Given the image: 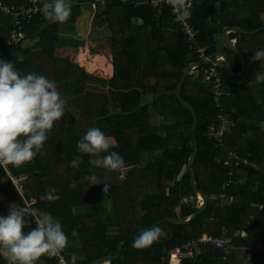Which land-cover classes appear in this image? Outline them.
Returning <instances> with one entry per match:
<instances>
[{
	"label": "trees",
	"instance_id": "16d2710c",
	"mask_svg": "<svg viewBox=\"0 0 264 264\" xmlns=\"http://www.w3.org/2000/svg\"><path fill=\"white\" fill-rule=\"evenodd\" d=\"M71 3L70 18L63 23L44 20L46 24L41 26L38 43L29 47L6 42L12 28L11 18L0 12V59L14 63L21 74L39 73L53 80L61 96L68 97L70 103L76 102L79 93L85 105L89 101L94 103L81 112L77 123L59 122L54 126L37 156L44 174L29 178L36 200L32 205L59 218L69 236L70 246L63 250L69 264H90L117 253L112 264H159L170 247L204 232L232 234L244 227L249 236L264 218V208L256 207L264 202V128L261 127L264 83L248 86L253 74L261 69L260 62L252 61L251 57L264 44V29L250 31L264 26V0H193L191 21L200 29L197 44L206 46L211 54L219 49L223 28L238 25L248 32L234 31L230 37L237 38L236 45L247 66L241 76H234L223 65L222 107L215 105V96L203 80L202 69L186 76L182 99L198 115L199 150L193 165L197 186L205 192L208 203L189 223L156 224L166 235L147 249L133 248L139 233L132 234L165 217L185 219L198 208L194 201H183L185 197H198L188 165L194 152V116L176 92L187 65L199 58L195 46L178 29L169 7H164L162 15L157 17L151 6L136 5L132 0H71ZM86 3L102 7L99 19L111 27L114 73L110 78L94 75L57 53L62 25L75 23ZM140 39L144 41L145 58L139 54ZM221 48L228 52L232 70L239 71L243 62L238 53L224 45ZM219 111L237 122L233 132L224 137L223 144L206 137V129L216 121ZM155 115L162 118L157 125L153 122ZM90 127L100 128L114 140L110 142L111 150L118 152L126 164L122 181L108 184L110 190L106 194L104 174L109 171L90 165L91 157L77 152L79 140ZM235 149L253 152L261 169L241 166L230 174L233 162L229 166L219 163L217 158L226 160ZM151 150L159 153L142 165V153ZM77 155L83 161L79 169L70 166ZM92 175L97 178V185L84 179ZM73 181L77 182L75 189L70 187ZM46 192H54L60 199L51 205L41 201L40 196ZM106 196L111 200V209L104 205ZM10 204L23 205L22 193L6 173L0 172V215L7 214ZM252 213L257 215V222L249 226ZM73 230L78 232L75 238ZM247 236L235 238L234 245L240 240L248 241ZM124 238L127 239L119 252V243ZM221 255L220 250L205 245L181 264H224ZM58 263L57 256H42L38 261V264ZM0 264H8L3 255Z\"/></svg>",
	"mask_w": 264,
	"mask_h": 264
},
{
	"label": "clouds",
	"instance_id": "9594fccd",
	"mask_svg": "<svg viewBox=\"0 0 264 264\" xmlns=\"http://www.w3.org/2000/svg\"><path fill=\"white\" fill-rule=\"evenodd\" d=\"M177 21L191 16L193 0H166ZM37 10L43 13L49 23L66 22L71 15V0H41ZM259 61L264 69V49L257 50L251 57ZM264 83V71H256L248 86ZM68 97H62L57 84L39 73L21 74L14 63L0 59V167L5 171L9 166L18 168L30 163L42 152L48 134L65 116ZM264 128V123L261 125ZM110 138L98 127H90L77 144V152L91 157L89 164L109 172H120L126 164L123 157L112 151ZM80 155L70 162L79 169ZM97 185L92 175L84 178ZM106 194L110 190L103 184ZM71 188L77 187L73 181ZM60 199L54 192L40 196L41 201L50 205ZM23 205H9L6 215H0V255L8 264H38L42 256L56 257L68 246L69 236L63 225L48 211L34 207L23 200ZM34 223V227L31 224ZM30 228V230H25ZM166 235L159 226L141 231L134 239L132 247L147 249ZM78 236L73 230L72 237Z\"/></svg>",
	"mask_w": 264,
	"mask_h": 264
},
{
	"label": "built area",
	"instance_id": "2783aa9c",
	"mask_svg": "<svg viewBox=\"0 0 264 264\" xmlns=\"http://www.w3.org/2000/svg\"><path fill=\"white\" fill-rule=\"evenodd\" d=\"M105 1V0H102ZM136 5L146 4L151 6L155 11L157 17H160L163 13L164 7H169L170 12L175 17L173 10L166 3V0H132ZM96 3L92 4L94 14L97 13ZM41 0H28V2L16 4L13 1L0 0V12L10 16L12 28L6 37L7 43H18L24 47H29L38 43L40 39L41 26H45L44 16L42 12L37 9L41 7ZM38 17L37 20H34ZM178 29L182 31L190 45L195 46V51L200 61L207 60V63L200 66H193L192 71L197 72L198 69H202L203 80L208 85L209 89L215 96V105L222 107L220 102V96L223 88V62L222 56L215 55L211 57L208 53L206 46H200L197 44V38L200 34V29L191 21V16L185 18L182 21H177L175 18ZM39 30H37V28ZM36 28V29H34ZM236 121L231 118L224 111H219L216 121L211 122L206 129V137L210 141H214L216 144H223L224 137L227 134L233 132ZM219 163L233 166L230 170V174L237 169V167H251L255 170H260L262 165L254 156L251 151H239L237 149L230 152V158L222 160L217 158ZM236 168V169H235ZM9 178L15 182L21 193H23L24 186L20 182L8 173ZM264 195V191H263ZM229 205V204H227ZM259 210L264 208V202H260L256 205ZM257 222V215L252 213L249 217L247 225L254 226ZM246 228H238L232 234L223 233L220 235L204 232L198 236L189 238L185 243L170 247L164 255L161 256L159 264H181L185 259L194 257L201 249L202 246L210 245L215 249L222 252L221 259L226 261L229 255L234 249V240L237 237L246 236ZM58 264H69L66 254L62 251L57 256Z\"/></svg>",
	"mask_w": 264,
	"mask_h": 264
},
{
	"label": "rangeland",
	"instance_id": "374dc122",
	"mask_svg": "<svg viewBox=\"0 0 264 264\" xmlns=\"http://www.w3.org/2000/svg\"><path fill=\"white\" fill-rule=\"evenodd\" d=\"M95 6L97 5L95 4ZM83 8H84L83 12L84 11L85 13L87 12V16H85L86 20L84 18L85 21L79 20V22H83L82 24L70 23V24L62 25L60 44L57 47L58 55L63 57L64 59H69L72 62L80 64L79 61L78 62L76 61L78 60L77 58L78 52L80 49H84L88 51L90 50L89 55H90V52H91V55H95L96 53H99V54L101 53L100 56L104 55L106 57L104 59L105 62L107 61L109 63H112L111 58L107 56L109 53H111L112 32H111V27L107 24V21L102 22L101 19H99V16L102 15V12H101L102 7L99 8V6H97L98 10L96 14L93 13L94 9L91 3L84 4ZM97 17L99 19L98 22H97ZM140 41L141 42H139V45L141 48H139V52L143 53L142 47L144 46V41L142 39H140ZM76 54H77V57H76ZM89 55L85 57L83 54V58L85 61L92 60L91 59L92 57ZM84 68L86 69V67ZM97 72H90V73L97 75L99 77H104V78H110V76L112 75V74L108 75V74H102V73H99V72L97 73ZM87 89L88 87L86 88V91ZM91 91H93V89H91ZM80 94L81 93H79L76 96V99H77L76 102H72V103L68 102L69 110H66L65 116L60 121L61 123H77V121L81 119V112L93 106L94 103L92 101H89L88 105H85V101L80 98ZM161 121H162V118L159 115L154 116L153 122L156 125L161 123ZM113 141L114 140L110 138V142H113ZM158 153L159 151H155V150L144 151L142 153L141 164L145 165L150 159H153ZM104 175H105V183L115 184V183H119L122 181L123 177L125 176V170H122L120 172H106ZM6 179L7 178H3V180H6ZM187 200L194 201L198 204L200 203L199 197L194 198V199L193 197H187ZM110 201L111 200L109 199L108 196L104 198V205L106 206L107 209H111L112 204ZM183 201H185V198L183 199ZM55 219L59 220V218H55ZM242 262L243 261H239V263H242Z\"/></svg>",
	"mask_w": 264,
	"mask_h": 264
},
{
	"label": "water",
	"instance_id": "95a60500",
	"mask_svg": "<svg viewBox=\"0 0 264 264\" xmlns=\"http://www.w3.org/2000/svg\"><path fill=\"white\" fill-rule=\"evenodd\" d=\"M261 29H264V26H262L260 28H257V29H255L253 31H250V32L251 33H255V32H258ZM232 31H237V32H241V33H245V32H248V31L243 29L242 27H240L238 25H226L223 28L222 33H221V39H222L223 45L228 47L229 49L234 50L236 53H238V55L242 59L243 66H242L241 71L235 72V71H233L231 69V64H230L228 52L225 51L224 49H218L215 52H213L210 56L211 57H213L215 55L223 56L228 71L234 76H241L243 74V72L245 71V69H246V62H245L243 53L239 50V48L237 47L236 43L229 36V32H232ZM66 60H69V59H66ZM69 61H71V60H69ZM205 63H207V60L193 61V62L189 63L187 65V67L185 68V70H184V73H183V75H182V77L180 79V82H179L178 88H177V92H176L177 97L181 100V102L186 107H188L192 111L193 116H194V123H193V126H192L194 152L191 155V157L189 158L188 165H189V169H190V172H191V184H192L195 192L197 193V196L200 199V203L198 204V208L192 215H190L189 217H187L185 219L179 218V217H165V218H162V219L156 221L154 224H152V225H150V226H148L146 228L141 229L139 232L134 233L132 235H136V234L140 233L141 231L151 229L156 224L161 223L163 221H172V222L184 223V224L185 223H189L199 213H201L207 206V203H208L207 196H206L205 192L203 190H201L197 186L196 171H195V168H194V165H193L194 159L196 158L198 150H199V145H198V141H197V138H196V128H197V123H198V115H197V112H196L195 108L188 101L182 99V95H181V89H182L184 80H185L186 76L192 72V67L195 66V65L200 66V65H203ZM0 172L6 173V174L10 173L15 179L20 180L19 181L20 184H22L24 186L23 193H22V199L23 200H26V201H28L31 204L36 201L33 198V196H32L29 178L32 177V176H36L39 173L44 174V172L40 171V165H39V161L37 160V157L35 158L34 161H32L30 163H26L25 165H23L21 167H18V168H13L12 166H9L7 171H5L2 167H0ZM22 203H23V201H22ZM126 239L127 238H124L119 243V248H118L119 252L122 249L123 244L125 243ZM118 255H119V253H117L116 255H106V256H103V257L93 261L90 264H112V259L114 257L118 256Z\"/></svg>",
	"mask_w": 264,
	"mask_h": 264
},
{
	"label": "crops",
	"instance_id": "0c3cea01",
	"mask_svg": "<svg viewBox=\"0 0 264 264\" xmlns=\"http://www.w3.org/2000/svg\"><path fill=\"white\" fill-rule=\"evenodd\" d=\"M82 15L78 18V20L75 23L82 24L83 22H79V20H82V21L86 20L85 16H87V12L85 13V11H84ZM84 18H85V20H84ZM232 32H234V31H232ZM229 36H231V32H229ZM232 39L235 43L237 42V38H232ZM139 42H141V41L139 40ZM218 46H219V49H222L221 47L223 46V42L221 39V35L219 36V45ZM138 48H141L140 45H138ZM261 49H264V44L258 50H261ZM89 51L84 50V49H80L78 52V57L76 54V57L78 58V60H76V61L77 62L79 61L80 65H82L83 67H86L85 60L83 58V54L86 57L87 55H89ZM100 54L96 53L95 55H91V52H90L89 56L92 57L91 59L94 60L95 63L105 64L106 67L108 68V75H111V74L113 75L114 65H113L112 51H111V53H109L107 55L109 58H111L112 63H109L106 61L107 62V64H106V62L104 60L106 57L104 55L100 56ZM139 54H140L141 58H145L143 53L139 52ZM218 56H221V55H218ZM223 59H224V57H223ZM229 60H230V58H229ZM196 61H200V60H196ZM224 64H225V61L223 62V65ZM230 64H231V62H230ZM86 69L90 72H96V71L89 70L87 67H86ZM241 69L239 71H241ZM239 71H235V72H239ZM260 71H264V70L260 69ZM193 72H195V71H192L191 73H193ZM147 98L150 100L151 95H148ZM186 200H187V197H185V201ZM247 238H248V241L245 242L243 240H240V242L238 244L234 245L233 252L229 255V257L226 261H223L224 264H264V218L258 222V225L252 230L251 234L249 236H247ZM238 260L243 261V262L239 263Z\"/></svg>",
	"mask_w": 264,
	"mask_h": 264
},
{
	"label": "bare ground",
	"instance_id": "6f19581e",
	"mask_svg": "<svg viewBox=\"0 0 264 264\" xmlns=\"http://www.w3.org/2000/svg\"><path fill=\"white\" fill-rule=\"evenodd\" d=\"M85 64H86V67L91 71H96V72L98 71L99 73H102V74H108V68L106 67L105 64L95 63V61L93 60H86Z\"/></svg>",
	"mask_w": 264,
	"mask_h": 264
}]
</instances>
